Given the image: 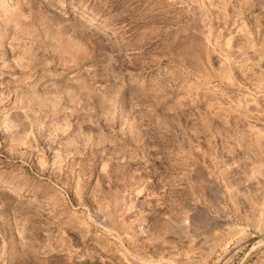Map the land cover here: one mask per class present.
<instances>
[{
	"label": "rangeland",
	"instance_id": "374dc122",
	"mask_svg": "<svg viewBox=\"0 0 264 264\" xmlns=\"http://www.w3.org/2000/svg\"><path fill=\"white\" fill-rule=\"evenodd\" d=\"M0 264H264V0H0Z\"/></svg>",
	"mask_w": 264,
	"mask_h": 264
}]
</instances>
